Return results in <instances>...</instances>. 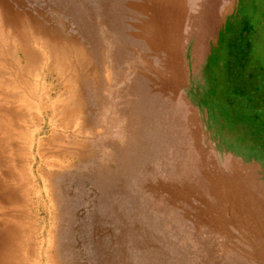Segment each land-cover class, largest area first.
Returning a JSON list of instances; mask_svg holds the SVG:
<instances>
[{
	"label": "rangeland",
	"instance_id": "rangeland-1",
	"mask_svg": "<svg viewBox=\"0 0 264 264\" xmlns=\"http://www.w3.org/2000/svg\"><path fill=\"white\" fill-rule=\"evenodd\" d=\"M207 8L0 0V264H264V0Z\"/></svg>",
	"mask_w": 264,
	"mask_h": 264
},
{
	"label": "crops",
	"instance_id": "crops-1",
	"mask_svg": "<svg viewBox=\"0 0 264 264\" xmlns=\"http://www.w3.org/2000/svg\"><path fill=\"white\" fill-rule=\"evenodd\" d=\"M201 1L205 3L208 2V8L206 12L205 13L203 12V14L201 15L202 21L203 22L207 21L208 23L211 24L217 21L215 25H218V27L220 28V35L222 33L223 35L229 36V38H227V40L224 39V41L234 42L235 37L231 35L232 28L235 29L236 26L238 27L240 25L239 23H237L236 26L233 27V25L235 24V20L237 19V17L239 19V15H240V14L236 15L238 0H201ZM202 10L205 11V8L202 7ZM230 17H232V19L234 20L233 23L230 24L232 28L223 25L225 20H226L225 24L229 25ZM247 27H248V32L250 33L251 43H252L251 38L253 36L256 37L264 34V23L261 20L260 23L257 22V20L248 21ZM259 38L256 37V39ZM218 40L221 42L220 38ZM261 41L262 40L260 39L258 42L261 43Z\"/></svg>",
	"mask_w": 264,
	"mask_h": 264
},
{
	"label": "bare ground",
	"instance_id": "bare-ground-1",
	"mask_svg": "<svg viewBox=\"0 0 264 264\" xmlns=\"http://www.w3.org/2000/svg\"><path fill=\"white\" fill-rule=\"evenodd\" d=\"M140 27V26H139ZM141 33V32H140ZM142 34V33H141ZM159 37V36H158ZM191 101V100H190ZM208 125V124H207ZM209 128V127H208Z\"/></svg>",
	"mask_w": 264,
	"mask_h": 264
}]
</instances>
